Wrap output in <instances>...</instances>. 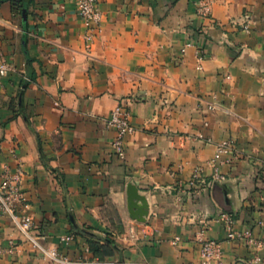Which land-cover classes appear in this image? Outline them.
<instances>
[{
	"label": "crops",
	"instance_id": "crops-1",
	"mask_svg": "<svg viewBox=\"0 0 264 264\" xmlns=\"http://www.w3.org/2000/svg\"><path fill=\"white\" fill-rule=\"evenodd\" d=\"M200 1L98 0L102 24L87 51L76 0H30L25 17L20 0H0V62L13 68L0 76V182L22 170L45 245L85 256L74 222L116 243L121 251L103 259L112 264H201V234L223 242V264H251L246 241L230 240L219 217L264 240V0H216L209 17ZM117 105L134 129L120 157L105 123ZM223 141L232 162L214 182ZM131 183L148 200L146 223L129 216ZM11 241L0 264L43 263L0 209V249Z\"/></svg>",
	"mask_w": 264,
	"mask_h": 264
},
{
	"label": "built area",
	"instance_id": "built-area-1",
	"mask_svg": "<svg viewBox=\"0 0 264 264\" xmlns=\"http://www.w3.org/2000/svg\"><path fill=\"white\" fill-rule=\"evenodd\" d=\"M216 0H202L198 3V13L202 17H209L212 14V8ZM77 10L80 17L87 25V32L84 36L86 50L89 51L98 36L101 28L103 13L99 7L98 0H76ZM250 25L245 24L244 28L247 32L250 30ZM198 69H202V57H198ZM13 68L6 62H0V76L5 77ZM214 109V106H210ZM108 129L113 130L114 139L112 141V154L115 157H120L124 154L125 141L128 135L134 132L131 124V112L123 105H117L110 116L105 119ZM233 154V144L230 141H223L216 144V152L211 165L214 168V182H223L225 178L220 173V167L225 164H230ZM22 170H17L13 175L6 174L0 182V209L3 215L10 217L12 222L16 225L24 240L28 242L33 250L42 258V264H112L106 260L95 258L89 260L86 255L91 253L90 247L87 246L84 250L85 256L78 259H71L62 254L57 248L49 247L44 244L45 237L38 234L35 229V224L32 216L26 212L27 198L22 190ZM199 178V171L197 170L190 183L192 187L195 186ZM225 222L228 230V238L244 239L247 246L251 249L252 260L251 264H261L260 251L264 249V240L256 238L251 232L244 235L237 234L233 227V220L231 215L223 213L219 217ZM264 227V221L258 224ZM75 236L73 234L63 236L61 242L69 245L73 243ZM198 242L201 245L200 257L201 264H210L217 262L223 264L224 250L223 242L206 240L202 234L198 236ZM17 246L15 242L11 241L8 248L0 249V254L14 253ZM136 264V263H129ZM146 264V263H145Z\"/></svg>",
	"mask_w": 264,
	"mask_h": 264
},
{
	"label": "water",
	"instance_id": "water-1",
	"mask_svg": "<svg viewBox=\"0 0 264 264\" xmlns=\"http://www.w3.org/2000/svg\"><path fill=\"white\" fill-rule=\"evenodd\" d=\"M30 0H24V10L23 15L26 16L27 5ZM215 188L221 192L222 203L227 208H232V201L229 198V195L232 193V188L228 184L216 185ZM127 203H128V212L132 220L138 223H146L150 213V206L146 196L140 194V191L136 184H129L127 186ZM73 226L77 233L84 235L87 238H97L100 237L99 234L89 232L82 228L76 226L73 222Z\"/></svg>",
	"mask_w": 264,
	"mask_h": 264
},
{
	"label": "trees",
	"instance_id": "trees-1",
	"mask_svg": "<svg viewBox=\"0 0 264 264\" xmlns=\"http://www.w3.org/2000/svg\"><path fill=\"white\" fill-rule=\"evenodd\" d=\"M20 1L22 2V4L24 3V0H20ZM87 239L90 244L91 253L94 255L95 258L103 260L105 257L117 254L118 252L121 251L117 247L116 243L108 236L100 235V237L97 238H87Z\"/></svg>",
	"mask_w": 264,
	"mask_h": 264
}]
</instances>
